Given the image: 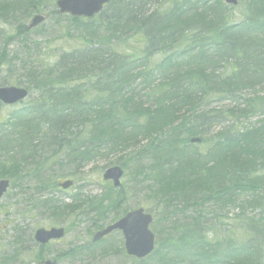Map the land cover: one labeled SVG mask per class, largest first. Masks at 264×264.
Segmentation results:
<instances>
[{
  "label": "trees",
  "instance_id": "obj_1",
  "mask_svg": "<svg viewBox=\"0 0 264 264\" xmlns=\"http://www.w3.org/2000/svg\"><path fill=\"white\" fill-rule=\"evenodd\" d=\"M39 1L43 0H0V22L7 23L22 9L29 13ZM254 2L253 10L262 14L261 19L248 8L257 19L255 25L235 30L221 28L220 19L206 20V13L211 19L222 17L218 0H172L164 10L153 8L152 0H112L92 20L58 17L75 28L82 47L62 53L50 67L26 69L28 105L0 127V153L5 155L0 156V180H9L11 190L17 187V196L31 205V197L55 188L50 174L60 166L59 160L64 165L70 161L77 169L118 145L138 146L141 154L120 158L119 165L134 183L142 178L147 163L157 164L154 176L165 192L160 198L149 194L156 203L154 210L164 219L155 223L159 229L154 228L153 255L157 264H187L180 246L189 249L187 243L192 244L194 236L200 241L205 237L201 218L205 205L198 204L215 195L229 202L238 190L264 181L262 175L249 178L255 160L264 157L262 130L237 131L231 124L234 120L227 123L209 103L217 93H251L264 87V7L258 9L264 0ZM128 38L139 39L136 54L134 49L127 55L119 53V44ZM86 56L90 64L83 63ZM155 57L159 58L152 62ZM256 101L262 107V99ZM250 102L244 113L253 108ZM121 105L128 107V117L109 115ZM223 123L227 130L219 128ZM93 125L101 133L88 128ZM85 127L88 137L80 135ZM190 137H200L201 144H188ZM147 149L152 152L150 161L144 157ZM89 153L92 157L84 159ZM107 192L106 198L87 201L92 213H102L104 202L109 208L121 206L120 195ZM36 200L34 204L55 220L75 209L48 198ZM251 203L248 206L258 204ZM37 207L31 205L33 211ZM188 211L194 214L190 220H173ZM211 217L218 221L220 216ZM247 218L251 217L241 215L232 221H241L240 227L252 231L256 242L264 240V220ZM97 225L101 224L92 226ZM212 244L211 248L204 244L209 249L200 253V263L189 264H255L262 256L254 246L236 245L230 238L219 242L216 237ZM17 259L14 255L3 262L14 264Z\"/></svg>",
  "mask_w": 264,
  "mask_h": 264
},
{
  "label": "rangeland",
  "instance_id": "obj_2",
  "mask_svg": "<svg viewBox=\"0 0 264 264\" xmlns=\"http://www.w3.org/2000/svg\"><path fill=\"white\" fill-rule=\"evenodd\" d=\"M171 1L152 0V3H154L153 8L159 6L161 10H164ZM42 8L48 10L49 6L45 3ZM19 20L17 19V22ZM27 22L26 19L23 23L22 19L23 26ZM20 27L19 24H16V21L13 22L12 20H8L6 24L0 23V58L2 61L0 64V81H5L3 85L5 87H17L16 83L18 81L25 82L23 76L29 66L50 67L60 54L82 47L81 40H78L74 32L75 28L69 26L67 22L49 20L30 33L31 35L29 36H27L28 34L21 35L18 32ZM140 47L138 38H128L119 44L118 51L120 54L127 55L134 49V54H136ZM29 95L30 92H28L27 98H30ZM244 97L249 100H255L256 97H264V87L257 88L251 93L248 92L244 94ZM27 98L16 107L27 105L29 102ZM224 105L225 107L230 106L228 103ZM16 107L0 106V127L9 123L7 119L12 115ZM233 120L231 124L234 123L239 132L261 129L262 133H264V111L262 110L253 112L246 117L234 118ZM122 147V145H118L114 151L104 153L101 157H97L92 162L77 169L70 164V161H68V165H64L63 159L59 160L60 166L53 168V173L50 174V177H52L50 181L55 182L56 185L62 181H71L73 183L72 187L66 191L53 188L45 193L31 197V199L33 198L31 203L33 207H37L34 204L35 199H37L36 201H42L47 198L52 199L56 205L76 207L72 212L64 213L59 220H55L52 215L49 216V213L42 212L38 207V210L33 211L31 205H25V202L21 201L16 194L17 187L15 188L14 186L15 191L9 190L6 197L0 200V255L18 254L23 251L19 255L18 263L15 264H35L36 259L40 257L49 260L57 259L58 255L79 243V248L84 249L83 251L79 250L77 260L60 258L56 264H138L139 261L125 256L119 241L118 232L96 244H89L92 236L99 229L98 225L97 228L92 226L94 222L106 226L111 221L120 219L127 212L142 208L153 218L150 230L154 234V228L159 229L155 223L164 219L160 211L154 210L153 205H156V203L150 199L151 196L143 192L139 187H134L129 175L128 178L126 177L122 180L123 189L121 193L123 195L122 198L120 197L122 201L119 203L122 206H119V208L104 206L102 213H92L93 209L89 207L90 205L87 201L94 198V200L96 198L99 199V196H101V199L104 198L103 193L107 191L108 185L101 182L100 176L105 169L119 164ZM126 151L128 150L124 152ZM45 153L50 154V151L45 150ZM0 156L1 159L5 157L3 153H0ZM255 161V167L250 172L249 178H256V175L264 176V157L262 159L259 157ZM254 188L238 190L236 194L232 195L233 198L229 202H225V198L220 199L219 195H215L208 198L206 202L198 204L205 205L201 207L202 222L206 224L203 227L204 230L207 229V225L215 228L218 233L217 241L219 242L230 238L239 245L242 243V237L244 236H249L255 240L252 231H248L245 226L240 227L241 221H232L234 217L241 215L249 216L255 221L264 220V181L261 186ZM252 201H256L258 204L248 206L252 205ZM114 212L116 216H113ZM187 213H189L187 214L188 218L194 217L193 213L189 211ZM158 214L161 215V218ZM212 215L220 216L218 221H213ZM106 219L109 221L106 222ZM49 227L65 229V237L61 241L50 243L42 249L32 247L31 242L28 240L31 236V231L33 233L37 228ZM253 263L264 264V253Z\"/></svg>",
  "mask_w": 264,
  "mask_h": 264
},
{
  "label": "bare ground",
  "instance_id": "obj_3",
  "mask_svg": "<svg viewBox=\"0 0 264 264\" xmlns=\"http://www.w3.org/2000/svg\"><path fill=\"white\" fill-rule=\"evenodd\" d=\"M218 1L221 3V5L223 7L222 15H221L222 17L218 18L220 16H217V17L211 19L210 14L208 15L207 13L205 14V17H206V20H209L211 22L220 19L219 21L224 23L221 26V28H224V29L226 28V30H230V29L235 30L236 28H240V27L245 26V24H247V23H249L251 26H254L255 20H257L256 18L261 19L259 15L262 16V14L259 13L257 9L253 10V5H255L257 3V2H254L255 0H231L233 2H228L225 0H218ZM171 2H170V4H171ZM170 4H169V6H170ZM263 7L264 6L258 8V9H261ZM248 8H250L253 12L256 13V15H254L256 18L252 17V15L250 14L251 11ZM188 29H190V27H188ZM86 57H88V58H85L83 60V63L84 64H90L91 63V60L89 59L90 57L89 56H86ZM158 58L159 57H155L151 61L155 62ZM244 59L245 58H243V60ZM204 81L206 83L211 82L206 78H204ZM247 93L248 92H244V91L239 90L235 94H229L226 91H224V92L215 94L209 103H210V106L212 108H214L217 111H221L224 114L225 121L227 123H230L231 122L230 120L234 119L236 116H238L239 118L240 117H246L253 112L261 111V110L264 111V97H256V99H262V101H261L262 107H261L258 104V101H256V99L255 100L254 99L249 100V99L245 98L244 94H247ZM142 101L143 102L147 101L150 103L149 99H145V100L142 99ZM248 101H251L250 104L252 105L253 108L250 109L248 112L244 113L247 110ZM225 103L230 104V106L225 107V105H224ZM242 113H244V114H242ZM182 114L188 116L186 111H183ZM109 115L119 117V118L126 117V115L128 117L129 116V109L126 105H121L116 110L109 112ZM88 128H90L92 131H96L97 133H101V130L97 127V125H93V126H90ZM219 128L227 130V124L223 123L220 125ZM86 129H87V127H85L84 129H80L81 130L80 135H82L83 137H85V136L88 137V134L90 132ZM121 138H122V140L130 139L127 136H121ZM190 138H188L187 141H189ZM197 140L202 141L199 138H197ZM141 145H143V143H141ZM132 147H134L132 144H125L121 148L120 153H121L122 159L127 158L128 155H129V158L131 159V158H134L136 156V154H141L138 151L139 149L137 150L138 146H136L134 148H132ZM125 150H128V151L124 152ZM136 151H137V153H136ZM142 153L144 154L143 151H142ZM151 155H152L151 150L147 149L146 153L144 154V157H145V159L150 161L149 158L151 157ZM91 157H92V155H91V153H89L88 155H86V157L84 159H90ZM96 158H94V159H96ZM135 160H137V159H135ZM149 167H152L151 170H149ZM156 167H157V164H155V163H153V164L147 163L145 168H143V171L145 169L144 174L140 175V176H142V178L138 177L134 181V183H132V180H131L132 177H131L130 181L134 185V187H136V188L139 187L143 192L148 193V194L150 191V193L154 197L160 198V197H162L163 193L165 192V186L162 185L159 181H157L156 177L154 176L155 175L154 170L156 169ZM128 175L129 174L125 169L121 170L119 178L117 180L112 179L109 181L107 190L115 191V189L117 187H122V180L126 177L128 178ZM101 176H100V179H101ZM115 183H117V185ZM151 194H149V195L151 197H153ZM151 197H150V199H151ZM256 201H258V199H256ZM172 205H176V203H173ZM187 214H189V213L185 212V213L178 214L175 218H173V220H179V221L186 220V219L190 220V218L187 217ZM158 216L161 218L160 214H158ZM162 220L163 219H161L160 222ZM202 225H206V224L204 222H202ZM101 226H102V224H101ZM104 229H106V228H104ZM114 233L115 232L111 231V232L106 233L102 237H109V236L114 235ZM203 233H204L205 237L202 241H200L198 238L196 239V236H194L192 238L193 243L192 244L187 243V245L191 248L184 249L182 246H180L182 248V251L186 252V258L185 259H187V264H189L190 261L191 262L196 261L197 263H200V261L202 260V257H201L202 254H200V253H203L209 249L204 244L209 245V247L211 248L213 245L212 243L216 242V237H217L218 233H217V231H215V228H213L210 225H207V229H205V231ZM118 234L120 236L119 237L120 244L122 245V249L124 251V249H125L124 236H123V234H120V233H118ZM242 240L243 241L241 244H250L251 246H254V249H253L254 252H257L260 255H262L264 253V240H262V241L260 240V241L256 242L255 240H253L249 236L242 237ZM225 241L226 240H222V242H225ZM232 242L237 245V242H235V241H232ZM140 260L144 264H157L156 257L153 255V250L150 253L143 256Z\"/></svg>",
  "mask_w": 264,
  "mask_h": 264
},
{
  "label": "water",
  "instance_id": "obj_4",
  "mask_svg": "<svg viewBox=\"0 0 264 264\" xmlns=\"http://www.w3.org/2000/svg\"><path fill=\"white\" fill-rule=\"evenodd\" d=\"M111 0H59L56 3L59 13H67L74 17L83 16L85 18H92L95 14H98L102 7L109 3ZM233 2L231 0H225ZM42 21L41 17H34L28 28L37 26ZM26 93L23 90L15 88L0 89V101L3 104L11 105L23 98ZM197 139H192L191 144L199 143ZM120 171L118 169H109L103 175V180H117L119 178ZM117 185V183H115ZM7 181H0V198L6 192L8 188ZM70 186V183H64L59 185L63 190H66ZM152 219L149 215H145L142 210H137L127 214L123 219L115 223L114 225L106 228L105 230L98 232L93 237V242H96L102 238L108 232L119 230L122 232L125 239V253L127 256L141 259L146 254L153 250L154 237L148 231V226L151 224ZM63 237V230L51 229L46 231L39 229L34 233V240L40 245H45L51 240H58ZM42 264H51L50 262H44Z\"/></svg>",
  "mask_w": 264,
  "mask_h": 264
}]
</instances>
